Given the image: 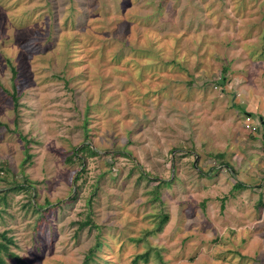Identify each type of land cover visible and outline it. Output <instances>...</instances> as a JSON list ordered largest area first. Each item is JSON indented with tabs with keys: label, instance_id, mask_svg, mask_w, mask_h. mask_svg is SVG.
I'll return each instance as SVG.
<instances>
[{
	"label": "rangeland",
	"instance_id": "1",
	"mask_svg": "<svg viewBox=\"0 0 264 264\" xmlns=\"http://www.w3.org/2000/svg\"><path fill=\"white\" fill-rule=\"evenodd\" d=\"M259 1L0 0L11 251L81 264L100 240L89 264H264V154L234 73Z\"/></svg>",
	"mask_w": 264,
	"mask_h": 264
},
{
	"label": "crops",
	"instance_id": "2",
	"mask_svg": "<svg viewBox=\"0 0 264 264\" xmlns=\"http://www.w3.org/2000/svg\"><path fill=\"white\" fill-rule=\"evenodd\" d=\"M259 7L261 10L254 11L249 26L242 24L236 29H240L241 38L235 46L234 73L236 103L251 117L255 127V130L246 129L254 134L250 147L259 146L264 154V2Z\"/></svg>",
	"mask_w": 264,
	"mask_h": 264
},
{
	"label": "trees",
	"instance_id": "3",
	"mask_svg": "<svg viewBox=\"0 0 264 264\" xmlns=\"http://www.w3.org/2000/svg\"><path fill=\"white\" fill-rule=\"evenodd\" d=\"M79 151L80 152H84L86 154L88 153L90 155H94L95 154V150L92 149L90 144H84L83 147H80L78 150L72 152V155H71L72 157H69V160H72L73 158L76 159L78 157V152ZM78 160H80V159H78ZM13 184H15V183H13ZM237 185L241 186L243 184L241 182H238ZM20 186H22L20 188L26 189V191H28L29 193L32 190L31 189V185H20ZM243 186H245V185H243ZM156 187L158 188V186H156ZM6 193H7L6 190L3 189V191L0 193V202L5 201ZM30 197H31V195H30ZM29 204L31 206H33L35 211H37L38 213H39V211L41 209H43V207L40 206V205L36 206L35 202H32L31 198L29 199ZM39 214L41 215L40 216L41 218L44 217V214L42 212H40ZM89 222L90 221L88 220L87 223H89ZM87 223H84V224H87ZM92 226H94V225H92ZM0 237H1V240H0V264H7V259L8 258L13 259L14 263L26 264V261L24 260V258L22 256H20L17 253L11 251V249L9 248V243H13L12 238L11 237H7L4 233H0ZM102 246H103V242L100 241V240H96L94 246L92 248H90L88 250L87 254L84 256V260H83V262L81 264H89L91 262V260H93V256L95 255L96 251L100 250L102 248ZM144 256L146 257L147 255L144 254ZM135 262H136V260H135Z\"/></svg>",
	"mask_w": 264,
	"mask_h": 264
},
{
	"label": "built area",
	"instance_id": "4",
	"mask_svg": "<svg viewBox=\"0 0 264 264\" xmlns=\"http://www.w3.org/2000/svg\"><path fill=\"white\" fill-rule=\"evenodd\" d=\"M244 127L246 129H251V130H255V127L252 123V120H251V117L249 115H245V118H244Z\"/></svg>",
	"mask_w": 264,
	"mask_h": 264
}]
</instances>
